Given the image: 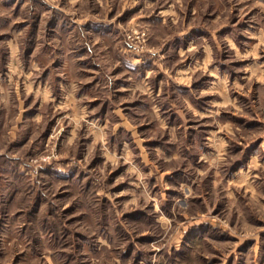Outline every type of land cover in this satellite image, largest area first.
I'll use <instances>...</instances> for the list:
<instances>
[{"label":"rangeland","instance_id":"1","mask_svg":"<svg viewBox=\"0 0 264 264\" xmlns=\"http://www.w3.org/2000/svg\"><path fill=\"white\" fill-rule=\"evenodd\" d=\"M0 264H264V0H0Z\"/></svg>","mask_w":264,"mask_h":264},{"label":"crops","instance_id":"2","mask_svg":"<svg viewBox=\"0 0 264 264\" xmlns=\"http://www.w3.org/2000/svg\"><path fill=\"white\" fill-rule=\"evenodd\" d=\"M141 66V65H140Z\"/></svg>","mask_w":264,"mask_h":264}]
</instances>
